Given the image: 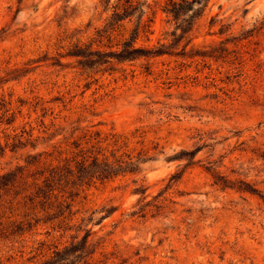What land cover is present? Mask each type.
I'll use <instances>...</instances> for the list:
<instances>
[{
    "label": "rangeland",
    "instance_id": "rangeland-1",
    "mask_svg": "<svg viewBox=\"0 0 264 264\" xmlns=\"http://www.w3.org/2000/svg\"><path fill=\"white\" fill-rule=\"evenodd\" d=\"M138 2L0 0V264H264V0Z\"/></svg>",
    "mask_w": 264,
    "mask_h": 264
},
{
    "label": "trees",
    "instance_id": "trees-1",
    "mask_svg": "<svg viewBox=\"0 0 264 264\" xmlns=\"http://www.w3.org/2000/svg\"><path fill=\"white\" fill-rule=\"evenodd\" d=\"M195 1L197 0H168L167 6H165V10L171 13L174 18L178 17V15L184 9L189 10L192 12L191 16L193 17L199 13L193 8ZM138 3H139L138 0H125L123 11L115 12L113 14V19L116 18L117 20H120L126 17L127 15L131 14V12L134 11L138 7ZM148 25L149 24L144 23L143 28H146ZM163 52L164 50L161 46H157L153 49L135 46L133 43V39H131L130 41H124L123 48H121L118 51H115L113 55L117 58H133L141 54L147 55L148 53H152L154 55V54H160ZM89 53L101 54V52L98 50H95ZM86 54L88 53H85L83 51V55H86ZM100 154L102 153H100V149H99L94 153V155H92V159L88 164L85 163L87 159L83 157L77 163L78 164L77 171L84 170L88 167L90 168V167L95 166L96 169L93 170L92 174L89 173V176L91 178L94 177V178H99V179L107 177L108 175H110V173H116L114 172L115 171L114 167L115 165H118L119 162L121 163V160L115 159L113 161H108L107 156H102L101 158H99ZM60 171L61 170L56 168V166H54L53 169H51V172L49 174L50 177H45L43 179V184H41V186L39 185L37 186V189H36L37 195H39L38 193H40L41 196L43 197H46V196L49 197V195L47 194H49L52 191V189H54L51 181L52 179L54 180V178H56L55 177L56 175H59V176L61 175ZM16 172H17L16 170L15 171L9 170V171L0 173V187H5L8 183L14 181L17 175ZM247 190L251 192H255V188L253 187H249V189ZM63 211L64 209L63 210L59 209V213L57 214L61 215L63 214L62 213ZM16 229H20L19 225L17 226ZM91 252L92 251H88L86 248V238H84L82 241H71L69 245H66L62 249H55L53 257L51 259H47L43 261L41 264H53L56 261L60 259H64V258L66 259L69 256L73 257V260H71L70 263H65V264H80V262L87 263L86 259L88 256H90Z\"/></svg>",
    "mask_w": 264,
    "mask_h": 264
}]
</instances>
